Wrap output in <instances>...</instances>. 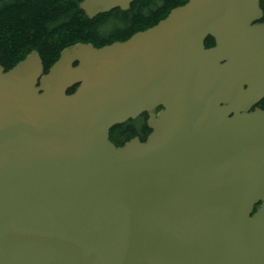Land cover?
<instances>
[{
    "label": "water",
    "instance_id": "95a60500",
    "mask_svg": "<svg viewBox=\"0 0 264 264\" xmlns=\"http://www.w3.org/2000/svg\"><path fill=\"white\" fill-rule=\"evenodd\" d=\"M259 2L188 0L46 73L34 51L0 65V264H264V112H245L264 93ZM157 106L145 143L109 141Z\"/></svg>",
    "mask_w": 264,
    "mask_h": 264
},
{
    "label": "trees",
    "instance_id": "16d2710c",
    "mask_svg": "<svg viewBox=\"0 0 264 264\" xmlns=\"http://www.w3.org/2000/svg\"><path fill=\"white\" fill-rule=\"evenodd\" d=\"M80 1L0 0V65L9 70L34 50L47 72L62 48L75 43H90L96 48L126 40L133 33L153 27L170 10L187 2L136 0L128 11L115 9L90 20L79 9ZM206 45L211 46L212 39ZM121 134L134 136L133 129L127 127L121 129Z\"/></svg>",
    "mask_w": 264,
    "mask_h": 264
},
{
    "label": "flooded vegetation",
    "instance_id": "af4514ba",
    "mask_svg": "<svg viewBox=\"0 0 264 264\" xmlns=\"http://www.w3.org/2000/svg\"><path fill=\"white\" fill-rule=\"evenodd\" d=\"M259 8L261 9V16L256 21L257 24H264V0L260 1ZM213 45V44H212ZM241 88L246 89L248 88L246 85H242ZM264 94L261 95L259 98L255 100L254 103H251L248 106L247 112H253V111H264ZM162 109L161 106L159 107H153L152 109H143L140 111L134 119H129L122 124L114 125L111 127L109 132V140L113 142L116 146L121 147L125 143L131 141L132 139H138L141 142H146V138L151 134L153 129L150 127V119H151V113L157 114L158 111ZM130 128L133 129L134 136L132 137H125L121 134L122 128ZM259 205L256 206L258 208Z\"/></svg>",
    "mask_w": 264,
    "mask_h": 264
}]
</instances>
